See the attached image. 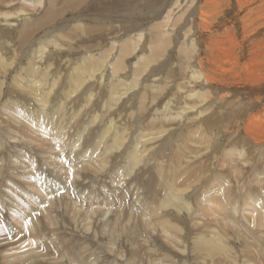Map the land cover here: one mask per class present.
<instances>
[{"label":"rangeland","instance_id":"obj_1","mask_svg":"<svg viewBox=\"0 0 264 264\" xmlns=\"http://www.w3.org/2000/svg\"><path fill=\"white\" fill-rule=\"evenodd\" d=\"M45 1L0 3V264H264V0Z\"/></svg>","mask_w":264,"mask_h":264},{"label":"bare ground","instance_id":"obj_2","mask_svg":"<svg viewBox=\"0 0 264 264\" xmlns=\"http://www.w3.org/2000/svg\"><path fill=\"white\" fill-rule=\"evenodd\" d=\"M28 3L27 4H23L22 5V10H21V12H23V14H25V13H27L28 12V9L30 8H33V10H37L40 6H43V5H45V0H26ZM2 2V0H0V3ZM22 4V3H21ZM180 5V4H179ZM17 14H19L18 16L19 17H21V15H23V14H21L20 13V11L19 12H16ZM15 13V14H16ZM14 14V15H15ZM168 14V13H167ZM7 15L10 17V15L12 16L13 15V13H11V12H8L7 13ZM52 17H48L47 19H51ZM168 21V20H167ZM166 22V21H165ZM164 23V22H163ZM157 27V26H156ZM157 30L156 31H158L159 29L158 28H156ZM158 36V35H157ZM142 37V36H141ZM142 40V39H141ZM158 42H160V40L158 41ZM157 42V43H158ZM155 45V44H154ZM30 46V45H29ZM159 49L157 48V51H158ZM161 50V49H160ZM123 52V53H122ZM122 54L121 55H124V56H122V57H125V56H128V55H130L131 53H130V50L128 49V48H126V47H122ZM154 52H156V51H154ZM130 53V54H129ZM153 54H155V53H153ZM120 55V56H121ZM157 55H158V53H157ZM152 59V58H151ZM144 60V59H143ZM147 60H148V58H147ZM92 60L90 59V61H88V62H90V65H91V63H93V67L94 66H96V63L97 62H95V61H92ZM99 62V61H98ZM118 62V61H117ZM143 62V61H142ZM2 64H4V69H5V67L8 65V64H6V60H3V58H0V67H2L3 65ZM122 64L123 63H117V69L119 70V68L122 66ZM89 65V66H90ZM9 66V65H8ZM12 66V65H11ZM145 66V65H144ZM91 67V66H90ZM3 68V67H2ZM138 68H139V70H140V68H143V65L141 64L140 65V67L138 66ZM121 70V69H120ZM79 71V69L77 70V72ZM76 72V73H77ZM79 74V73H78ZM77 74V75H78ZM139 74V73H138ZM33 76V75H32ZM80 76V75H79ZM78 78V77H77ZM80 79V78H79ZM81 80V79H80ZM79 80V82H78V84L81 82ZM85 81V80H84ZM207 81L208 82H211L209 79H207ZM2 83L3 82H0V91H1V88H2ZM82 84V83H81ZM80 86V85H79ZM1 94V93H0ZM73 165V164H72ZM33 185H35V184H31V188H36L35 186H33ZM37 189V191H39V188H36ZM36 191V192H37ZM174 196V195H173ZM170 199H172L171 197H169ZM174 199L176 198V196L175 197H173ZM248 201V200H247ZM250 202V201H249ZM251 206H249V207H247V210H246V208H245V211H248V214H251L252 212L253 213H255V221H256V219H257V215H256V213L259 211V209H256V208H254L253 207V205L254 204H250ZM252 207V208H251ZM79 210V209H78ZM260 210H262V208L260 209ZM244 212V211H243ZM263 213H261L260 212V215H262ZM253 215V214H252ZM262 216H264V215H262ZM259 219V218H258ZM19 220H21V219H19ZM260 220V219H259ZM23 221V220H22ZM255 221H253V222H255ZM257 222V221H256ZM260 224V223H259ZM21 225V224H20ZM208 243H209V245H211V246H213L214 247V245L212 244L213 243V241H208ZM205 245H206V243H204ZM215 244V247H217V243H214ZM9 252V251H8ZM20 252V251H19ZM23 252V251H22Z\"/></svg>","mask_w":264,"mask_h":264}]
</instances>
